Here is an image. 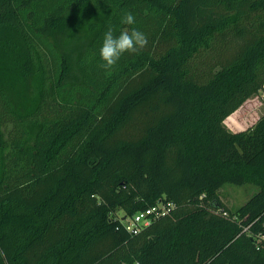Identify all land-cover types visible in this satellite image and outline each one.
<instances>
[{"label": "trees", "instance_id": "1", "mask_svg": "<svg viewBox=\"0 0 264 264\" xmlns=\"http://www.w3.org/2000/svg\"><path fill=\"white\" fill-rule=\"evenodd\" d=\"M109 25L148 44L104 69ZM262 92L264 0H0V264H264Z\"/></svg>", "mask_w": 264, "mask_h": 264}, {"label": "rangeland", "instance_id": "2", "mask_svg": "<svg viewBox=\"0 0 264 264\" xmlns=\"http://www.w3.org/2000/svg\"><path fill=\"white\" fill-rule=\"evenodd\" d=\"M247 112H251L248 114ZM264 115V92L249 98L238 110L228 116L223 125L230 132L236 133L250 129ZM258 188L254 185L226 184L218 192L221 202L232 211H237L256 192ZM119 216L124 212H118Z\"/></svg>", "mask_w": 264, "mask_h": 264}, {"label": "clouds", "instance_id": "3", "mask_svg": "<svg viewBox=\"0 0 264 264\" xmlns=\"http://www.w3.org/2000/svg\"><path fill=\"white\" fill-rule=\"evenodd\" d=\"M121 23L132 25L135 23V16L131 12H125L121 18ZM147 44L148 38L140 30H122L119 35H115L114 27L109 25L104 33L99 52L103 61L100 66L104 69H111L117 64L123 54L136 53L145 48Z\"/></svg>", "mask_w": 264, "mask_h": 264}, {"label": "built area", "instance_id": "4", "mask_svg": "<svg viewBox=\"0 0 264 264\" xmlns=\"http://www.w3.org/2000/svg\"><path fill=\"white\" fill-rule=\"evenodd\" d=\"M175 208L176 204L174 202L163 198L156 205L139 211L134 216L128 217L123 214L120 218L128 231L139 234L162 217L170 215Z\"/></svg>", "mask_w": 264, "mask_h": 264}, {"label": "water", "instance_id": "5", "mask_svg": "<svg viewBox=\"0 0 264 264\" xmlns=\"http://www.w3.org/2000/svg\"><path fill=\"white\" fill-rule=\"evenodd\" d=\"M216 207H220V204H217Z\"/></svg>", "mask_w": 264, "mask_h": 264}, {"label": "crops", "instance_id": "6", "mask_svg": "<svg viewBox=\"0 0 264 264\" xmlns=\"http://www.w3.org/2000/svg\"><path fill=\"white\" fill-rule=\"evenodd\" d=\"M248 114H250L251 112H247Z\"/></svg>", "mask_w": 264, "mask_h": 264}]
</instances>
